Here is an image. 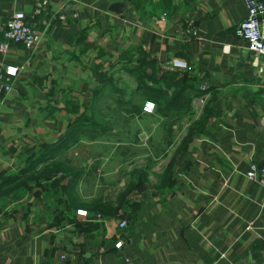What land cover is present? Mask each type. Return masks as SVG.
I'll use <instances>...</instances> for the list:
<instances>
[{
	"label": "crops",
	"instance_id": "obj_1",
	"mask_svg": "<svg viewBox=\"0 0 264 264\" xmlns=\"http://www.w3.org/2000/svg\"><path fill=\"white\" fill-rule=\"evenodd\" d=\"M35 1L0 0V40ZM48 3L65 20L0 52L19 68L0 105V264H264V187L245 176L264 164V58L233 33L242 0ZM174 57L188 69L163 68Z\"/></svg>",
	"mask_w": 264,
	"mask_h": 264
},
{
	"label": "built area",
	"instance_id": "obj_2",
	"mask_svg": "<svg viewBox=\"0 0 264 264\" xmlns=\"http://www.w3.org/2000/svg\"><path fill=\"white\" fill-rule=\"evenodd\" d=\"M245 9V17L237 24L234 29V35L247 43L248 48L255 54L264 58V0H242ZM48 0H36L32 13L25 15L22 11H14L5 21L2 30V39L0 40V52L4 53L7 50L9 43H15L29 50H34L40 40L41 30L36 27L33 20L37 19L43 30H46L50 23L54 20H65L64 13H57L48 8ZM49 13L48 18L43 16ZM76 17V13H73ZM182 33L197 35L195 23L192 20H187ZM188 62L183 58L174 57L164 63L163 68H178L187 70ZM19 68L11 65H4L0 69V105L5 94L12 89L13 82L17 76ZM198 91L203 93V96L198 100L202 103L206 97V85L199 84ZM155 105L152 101H145L142 105V111L152 113ZM247 179L252 180L264 187V164L250 162L245 171ZM85 210H77L78 215H85ZM126 226L125 220L119 223L120 228ZM122 240L115 243V248H121ZM61 257H64L63 255Z\"/></svg>",
	"mask_w": 264,
	"mask_h": 264
},
{
	"label": "trees",
	"instance_id": "obj_3",
	"mask_svg": "<svg viewBox=\"0 0 264 264\" xmlns=\"http://www.w3.org/2000/svg\"><path fill=\"white\" fill-rule=\"evenodd\" d=\"M197 93H198V91H197Z\"/></svg>",
	"mask_w": 264,
	"mask_h": 264
}]
</instances>
